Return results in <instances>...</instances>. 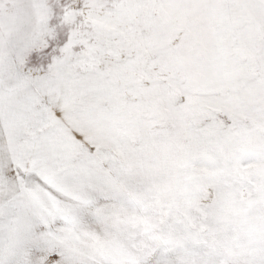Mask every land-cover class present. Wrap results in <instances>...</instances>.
Here are the masks:
<instances>
[{
    "label": "snow or ice",
    "instance_id": "obj_1",
    "mask_svg": "<svg viewBox=\"0 0 264 264\" xmlns=\"http://www.w3.org/2000/svg\"><path fill=\"white\" fill-rule=\"evenodd\" d=\"M0 264H264V0H0Z\"/></svg>",
    "mask_w": 264,
    "mask_h": 264
}]
</instances>
